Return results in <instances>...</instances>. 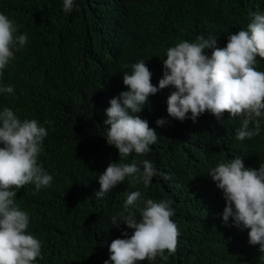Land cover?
<instances>
[{
	"label": "trees",
	"instance_id": "obj_1",
	"mask_svg": "<svg viewBox=\"0 0 264 264\" xmlns=\"http://www.w3.org/2000/svg\"><path fill=\"white\" fill-rule=\"evenodd\" d=\"M62 3L0 0V13L19 26L17 35L28 37L0 70V88H13L11 94L0 92V111L10 108L19 119H35L48 131L38 163L52 182L40 190L27 184L15 197L29 214L27 232L42 244V259L34 264H104L112 240L133 231L111 224L133 191L141 192V201H170L180 233L167 261L138 264H264L258 245L247 242L248 230L232 226L231 219L223 222L225 200L208 174L236 156L249 168L264 163V117L259 135L238 141L242 117L225 112L218 120L206 111L195 122L172 119L166 100L174 89L165 88L149 96L136 114L156 130L157 142L144 156L123 160H150L162 175L148 186L133 185L126 177L103 198L95 195L99 174L109 162H121L103 137L105 109L111 98L127 91L122 75L131 73L130 65L144 60L151 83L158 85L168 48L195 42L198 35L215 36L217 46L224 47L229 34L246 29L253 13L264 12V0H74L70 13ZM256 59V69L264 71V60ZM159 118L167 123L158 127Z\"/></svg>",
	"mask_w": 264,
	"mask_h": 264
},
{
	"label": "clouds",
	"instance_id": "obj_2",
	"mask_svg": "<svg viewBox=\"0 0 264 264\" xmlns=\"http://www.w3.org/2000/svg\"><path fill=\"white\" fill-rule=\"evenodd\" d=\"M73 7L74 0H63L65 13ZM253 17L246 29L228 35L224 47L217 46L215 36L198 35L195 42L181 41L168 48L158 85L151 83L152 72L144 60L130 65L131 73L122 75L127 91L111 98L105 109L107 132L103 137L118 150L121 162H109L99 174L97 198H103L126 177L133 185L148 186L160 174L150 160H123L132 154L144 156L157 142L156 130L136 114L148 103L149 96L165 88L174 89L166 100L168 117L195 122L207 111L219 120L227 112L230 117H242L236 140L259 135L260 118L264 117V71H258L255 65L257 57L264 60V12L253 13ZM18 27L0 13V70L15 59L14 51L28 43L27 34L17 35ZM206 50H211L210 55ZM0 92L11 94L13 88L3 87ZM155 123L161 127L167 121L159 118ZM47 135V129L37 120H21L7 107L0 111V264H34L37 258L42 259L41 241L27 232L29 214L20 209L15 197L27 184L35 185L36 190L50 186L52 176L38 163ZM208 174L225 200L223 222L228 224L231 219L232 226L247 229L248 244L258 245L259 259L264 261V163L258 169L249 168L241 156H236L218 163ZM170 203L141 201L140 191L128 194L123 212L113 216L111 224L119 227L123 223L133 231L131 235L122 232L125 238L112 240L104 264H138L157 258L167 261L175 254L180 233L171 219L174 210Z\"/></svg>",
	"mask_w": 264,
	"mask_h": 264
}]
</instances>
